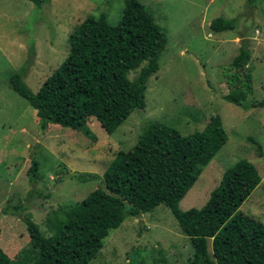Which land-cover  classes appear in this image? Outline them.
<instances>
[{"label":"rangeland","instance_id":"1","mask_svg":"<svg viewBox=\"0 0 264 264\" xmlns=\"http://www.w3.org/2000/svg\"><path fill=\"white\" fill-rule=\"evenodd\" d=\"M137 1L164 30L167 43L157 72L147 80L144 107L106 135L93 118L86 122L89 134L83 128L73 131L52 124L40 131L34 111L9 89L7 76L24 68L23 81L34 93L66 57L71 31L86 16L100 13L116 25L123 0H47L39 8L28 0H0V249L9 259L21 250L32 251L22 219L48 236L46 215L101 188L100 177L109 162L135 144L147 122L188 136L201 131L211 117H219L226 142L201 169L178 208L199 209L224 170L244 159L255 167L260 182L237 213L264 224V108L243 109L223 100V73L245 40L252 84L245 104L264 101V2ZM217 17L234 20V30L211 32L208 24ZM136 72L129 71L127 79ZM32 160L38 164L32 188L41 194L32 193L27 200L31 186L26 170ZM209 248L207 241L208 253ZM190 255L189 239L166 207L158 205L149 213L126 216L109 230L88 264H188Z\"/></svg>","mask_w":264,"mask_h":264},{"label":"trees","instance_id":"2","mask_svg":"<svg viewBox=\"0 0 264 264\" xmlns=\"http://www.w3.org/2000/svg\"><path fill=\"white\" fill-rule=\"evenodd\" d=\"M28 1L37 8L47 2ZM208 28L214 33L233 31L234 20L217 17ZM67 42L66 57L35 93L23 81L24 68L7 76L8 87L35 111L40 131L52 124L73 131L83 128L89 134L86 122L93 118L111 135L132 111L144 107L147 80L157 72L167 43L165 32L137 0H123L116 25H110L104 13L86 16ZM249 60L248 42L241 40L223 73L227 89L223 100L243 109L264 108V101L245 104L252 92L251 76L246 72ZM132 70L137 72L129 80L127 74ZM225 142L217 116L188 136L157 122L145 123L135 144L117 152L109 162L100 177L101 188L77 204L60 205L46 215L48 236L29 219L21 220L35 256L21 250V255L9 259L0 249V264H88L109 230L116 229L126 216L149 213L158 205L166 207L180 233L189 239L188 264H264V224L237 213L260 182L248 161L238 160L226 168L199 209L178 208L201 169ZM37 168L32 160L26 170L31 186L27 200L32 193L41 194L32 188Z\"/></svg>","mask_w":264,"mask_h":264},{"label":"clouds","instance_id":"3","mask_svg":"<svg viewBox=\"0 0 264 264\" xmlns=\"http://www.w3.org/2000/svg\"><path fill=\"white\" fill-rule=\"evenodd\" d=\"M210 30V29H209ZM212 32V31H211ZM51 74V73H50ZM8 85V84H7ZM13 92V91H12ZM18 96V95H17ZM25 101V100H24ZM26 102V101H25ZM27 103V102H26ZM28 105V104H27ZM29 106V105H28ZM31 108V107H30ZM32 109V108H31ZM33 110V109H32ZM34 113H35V111H34ZM218 152V151H217ZM216 154V153H215ZM214 154V155H215ZM213 158V157H212ZM207 241H209V240H207ZM210 242V241H209Z\"/></svg>","mask_w":264,"mask_h":264},{"label":"crops","instance_id":"4","mask_svg":"<svg viewBox=\"0 0 264 264\" xmlns=\"http://www.w3.org/2000/svg\"><path fill=\"white\" fill-rule=\"evenodd\" d=\"M218 33H219V32H218ZM36 91H37V90H35V92H36ZM35 92H34V93H35ZM144 92H145V91H144ZM26 104H27V103H26ZM33 111H34V110H33ZM210 161H211V160H210ZM210 161H209V162H210Z\"/></svg>","mask_w":264,"mask_h":264}]
</instances>
